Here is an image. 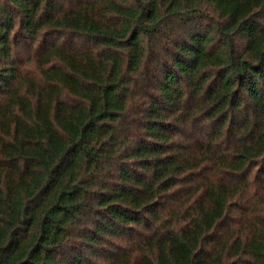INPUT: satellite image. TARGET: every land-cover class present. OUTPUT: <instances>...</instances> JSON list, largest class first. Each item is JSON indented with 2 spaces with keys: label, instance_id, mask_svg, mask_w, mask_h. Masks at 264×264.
<instances>
[{
  "label": "trees",
  "instance_id": "obj_1",
  "mask_svg": "<svg viewBox=\"0 0 264 264\" xmlns=\"http://www.w3.org/2000/svg\"><path fill=\"white\" fill-rule=\"evenodd\" d=\"M0 264H264V0H0Z\"/></svg>",
  "mask_w": 264,
  "mask_h": 264
}]
</instances>
